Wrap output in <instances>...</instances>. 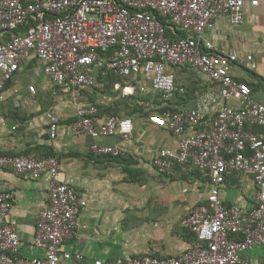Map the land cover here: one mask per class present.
<instances>
[{
  "label": "built area",
  "instance_id": "1",
  "mask_svg": "<svg viewBox=\"0 0 264 264\" xmlns=\"http://www.w3.org/2000/svg\"><path fill=\"white\" fill-rule=\"evenodd\" d=\"M246 5L255 7L258 0H0V102L6 83L32 56L41 62L47 80L68 94L100 87L98 74L131 79L113 84L114 90L123 96L148 90L156 94L160 106L147 121L176 139L174 150L156 153L154 172L170 176L177 166L196 170L192 188L202 182L208 186L204 202L180 221L195 236L187 250L176 257L143 256L113 264H240L242 253L264 247V105L233 74L254 72L257 63L253 55L224 52L206 37L218 16L232 26L242 25ZM176 32L181 35L173 38ZM176 68L194 69L217 87L200 94L195 107H178L176 101L187 90L176 81ZM141 76L149 78V89L137 82ZM28 91L34 95V86ZM97 114L95 105L79 108L70 132L131 138V118L107 116L98 122ZM46 118L54 139L60 118L52 111ZM91 151L124 154L112 146L93 145ZM0 170L34 180L47 175L49 180L47 204L38 214L32 240L38 255L29 258L18 256L21 237L10 216L14 193L0 190V264L80 261L82 256L65 251L63 244L81 227L79 215L87 200L59 179L58 160L0 155ZM233 173L252 177L256 192L250 209L226 206L222 200L221 188ZM92 264L112 263L95 259Z\"/></svg>",
  "mask_w": 264,
  "mask_h": 264
},
{
  "label": "crops",
  "instance_id": "2",
  "mask_svg": "<svg viewBox=\"0 0 264 264\" xmlns=\"http://www.w3.org/2000/svg\"><path fill=\"white\" fill-rule=\"evenodd\" d=\"M179 35L176 32L173 38ZM206 37L224 52L253 55L257 63L254 72L234 70L233 74L250 87L254 100L264 105V0H258L255 7L246 5L245 21L240 26H232L225 17L218 16ZM41 68V62L32 56L20 66L14 80L5 85L6 97L0 102V155L44 158L53 154L60 166L59 179L87 200V207L79 215L81 227L63 244L65 251L80 254L82 259L59 264H92L95 259L113 264L143 256L170 258L187 250L193 239L180 226V221L193 207L204 202L208 186L202 182L197 183L196 189L192 188L196 170L177 166L170 176L154 172L152 159L156 153L176 148V139L166 129L147 121V116L160 106L159 97L149 90L132 96L116 91L120 98L131 102L133 110L138 109L137 115L143 114L138 120L133 115H110L132 119L133 132L127 141L118 136L75 135L68 126L79 108L95 105L97 121L102 122L107 117L102 110L113 105V100L109 94L101 93L99 87L80 89L76 94L56 89ZM176 69V74L183 73L179 82H185L190 93V97L178 98V107H195L200 94L217 87L194 69ZM190 73L195 75L194 79ZM113 78L112 75L97 76L101 88L108 83L113 88V84L132 81L120 78L113 81ZM137 82L147 89L150 87V80L145 76ZM29 86H34V95L29 93ZM230 105L237 107L239 103L231 101ZM50 111L60 118L54 139L48 134L46 114ZM93 145L117 147L124 154L98 156L91 151ZM48 183L47 175L34 180L13 170H0V190L14 193L10 216L21 237L19 257L38 255L32 240L38 214L47 204ZM185 188L187 191L183 192ZM255 192L252 177L243 173L228 176L221 188L226 206L244 209L251 208ZM240 261V264H264V247L242 253Z\"/></svg>",
  "mask_w": 264,
  "mask_h": 264
},
{
  "label": "rangeland",
  "instance_id": "3",
  "mask_svg": "<svg viewBox=\"0 0 264 264\" xmlns=\"http://www.w3.org/2000/svg\"><path fill=\"white\" fill-rule=\"evenodd\" d=\"M183 73H179V76H182ZM191 74V73H190ZM184 78V77H183ZM189 78V77H188ZM191 78L194 79L195 75L191 74ZM101 83V82H100ZM97 91H100L103 94H107L108 96L113 100V105H109L106 110H102V114L104 115H111V114H117V115H123V116H131L133 115L134 119H141L143 116L142 113H138V109H134L133 106H131V102L127 101V99H123L119 97V92H116L113 90L110 83L105 84L104 86L99 87ZM95 103V102H93ZM105 107V106H104ZM134 111V113H132ZM132 117V116H131Z\"/></svg>",
  "mask_w": 264,
  "mask_h": 264
},
{
  "label": "trees",
  "instance_id": "4",
  "mask_svg": "<svg viewBox=\"0 0 264 264\" xmlns=\"http://www.w3.org/2000/svg\"><path fill=\"white\" fill-rule=\"evenodd\" d=\"M166 32H167V34H168V33L171 32V30L167 28V29H166ZM176 70H178V69H176ZM181 70H182V71H185L186 69H181ZM181 70H180V71H181ZM179 73H180V72H179ZM179 73L176 74V73L174 72V74H175V78H176V81H177V82L180 81V79H179V75H178ZM113 81H119V80H118V78L114 77V78H113ZM179 83H180V82H179ZM181 83H182L184 86H185V84H186L185 82H184V83L181 82ZM185 88L188 90V87L185 86ZM188 91H189V90H188ZM186 96L190 97V93H189V92L186 93ZM262 131H264V130L262 129ZM48 156H54V155H53V154H49ZM46 157H47V156H46ZM191 235H192V239L194 240V239H195V236H194L193 234H191Z\"/></svg>",
  "mask_w": 264,
  "mask_h": 264
}]
</instances>
